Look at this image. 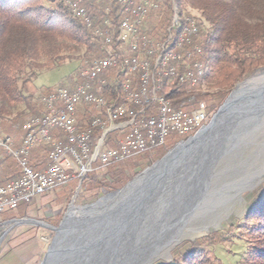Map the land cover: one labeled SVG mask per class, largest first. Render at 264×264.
Returning a JSON list of instances; mask_svg holds the SVG:
<instances>
[{"label":"rangeland","instance_id":"1","mask_svg":"<svg viewBox=\"0 0 264 264\" xmlns=\"http://www.w3.org/2000/svg\"><path fill=\"white\" fill-rule=\"evenodd\" d=\"M164 1L160 0L159 10L151 12L142 27V31L154 43L164 40L172 25L166 29L167 22L170 20L172 23L174 15L178 17L179 11L183 12L184 17L188 16L196 21L202 19L201 13L186 0H181L179 8L176 0H167L166 4ZM162 15L167 20L164 23ZM204 25L208 27L206 23ZM123 53L126 54V48ZM87 55L83 45L60 46V63L52 69L42 68L32 80L33 86L41 96L67 86V81L74 83L75 79L76 87L80 81V72L92 62V57L88 58ZM140 57L145 58L143 55ZM45 61V57L39 60L40 63ZM71 82L68 83L71 85ZM259 87H264V68L239 82L223 104L235 92L241 95ZM72 89L74 87L69 90ZM196 91L201 94L215 92L206 82ZM206 104L209 107L207 102ZM26 113L24 105L18 104L8 107L5 117L11 120L16 115ZM76 114L80 115L79 128L88 124L89 116H101L99 110L83 105L77 107ZM247 123L236 128L230 137L226 134V139L216 141L212 147H208L207 151L211 153L208 161H199L198 157L189 156L185 151L182 153L186 157L183 163L177 164L175 161L176 164L172 163L164 174L160 173L154 178L152 175L147 176L143 179L147 181L145 185L143 181H138L140 177L143 178L187 140H178L177 136L172 135L167 140L169 143V139H173L172 145L167 143L165 147L130 158L127 162L98 169L81 185L76 181L70 182L35 197L31 204L20 203L18 209L1 213L3 226L0 227V254L12 241L13 252L18 255L20 263L24 261L28 264H41L55 237L53 229L59 228L67 218L70 208L84 209L104 200V208H111V211H122L123 208L119 207L124 202L126 207L132 202L136 206H139V202L142 204L141 208L137 207L130 212L126 210L124 241L129 243L126 244L129 246L128 253L133 252L131 257L126 254V264H169L179 252L187 248L188 243L216 237L215 234L225 230L226 226H231L230 230L223 231V237L218 235L219 238H216L225 243L208 246L207 249L213 250L223 264H254L258 247L256 230L259 226V207L264 202V193L259 192L264 186V113ZM1 128L3 130V126ZM116 131L114 139L119 143L127 129L126 132ZM9 132L5 135L11 137L15 143L22 140L20 130L11 128ZM3 155L6 156L0 152V158L7 159ZM111 175L120 176L122 183L112 185ZM132 183L134 188H130ZM119 193L124 195L119 196ZM248 195L255 196L254 204H249L251 200ZM75 214L79 216L80 212ZM179 219L182 221L179 228L169 227L168 223ZM167 227L171 231L180 230L179 235L172 243L161 247V239L166 237L169 240L171 237V231L168 232ZM11 237L13 239L10 240ZM27 247L34 250L33 256L28 255Z\"/></svg>","mask_w":264,"mask_h":264},{"label":"built area","instance_id":"2","mask_svg":"<svg viewBox=\"0 0 264 264\" xmlns=\"http://www.w3.org/2000/svg\"><path fill=\"white\" fill-rule=\"evenodd\" d=\"M87 1L66 0L64 4L100 41L103 56L80 72V81L74 89L57 88L42 96L43 114L26 122L19 143L4 135L0 127V150L17 163L20 171L16 179L0 186V214L18 209L20 203L31 204L35 197L70 182L81 185L93 170L165 147L172 135L190 138L211 118L204 102L192 110H184L174 108L168 99L171 81L176 87L195 90L200 72L199 60L193 58H198V50H201L193 44L198 32L195 19L186 17V32L179 39H172V31L178 24L172 19L165 40L154 43L143 33L142 27L148 15L158 9L160 0H117L126 17L115 35L93 26L84 6ZM105 25L110 27V22L106 21ZM124 48L126 54H123ZM150 57L154 58L153 66ZM188 60L191 64L183 65ZM181 66L184 69L178 74ZM109 69H116L124 77L120 82L123 103L118 99L108 101L93 91L98 77ZM136 73L139 88L132 90L129 76ZM165 80L170 83H164ZM80 105L94 107L101 116L93 117L85 127L78 128L74 118ZM131 106L139 110H132ZM152 106L155 113L144 119L146 110H151ZM53 129L65 135L64 141L51 136ZM96 129L101 130V135L93 144ZM126 129L116 147H104L109 132ZM41 144L49 146L47 158L40 168L33 169L29 156ZM96 161L97 168L94 167Z\"/></svg>","mask_w":264,"mask_h":264},{"label":"trees","instance_id":"3","mask_svg":"<svg viewBox=\"0 0 264 264\" xmlns=\"http://www.w3.org/2000/svg\"><path fill=\"white\" fill-rule=\"evenodd\" d=\"M65 1L0 0V126H3L4 135H8L10 129L15 128L20 130L24 136L26 122L32 117L43 114L42 96L33 86L32 80L36 78L42 68L52 69L58 62L60 63L61 58L58 57L60 46L64 44L83 45L88 58L92 57L91 61L103 56L100 41L91 34L81 20L71 14L64 4ZM166 1L163 3L166 4ZM186 1L199 11L202 17L201 20L196 21L198 32L193 38V44L200 47L201 55L193 59L203 63L206 72L204 83L206 82V85L208 84L210 89H214L215 92L201 94L196 91L197 89L190 90L185 86L176 87L173 81L170 83L165 80L164 83H170L171 92L168 99L174 108L192 110L199 103L206 104L207 102L209 104V107L206 104L208 112L213 115V112L219 109L239 82L264 68V0ZM176 4L179 8L181 0H176ZM84 6L93 26L107 30L113 35L126 17L117 0H88ZM178 13V24L172 31L175 38L186 18L182 11ZM161 17L162 23L167 21L165 15ZM106 21L110 22V27H106ZM205 23L208 27L204 25ZM170 25L171 21L169 20L165 28H169ZM166 36L167 33L164 37L166 38ZM43 57L46 58V61L40 63L39 60ZM153 61L154 58L150 57L152 66ZM190 64L191 60H188L183 65ZM183 67L179 68L178 74L183 71ZM123 79L124 77L116 69H109L98 77L93 91L108 100L118 99L123 103L120 90V82ZM129 79L131 89H138L139 74H133L129 76ZM75 80H73L74 83L67 81L68 85L63 88H75ZM68 82H71V85ZM18 104H23L27 113L16 115L13 119L7 120L5 115L8 107ZM131 109L139 110L136 106H131ZM154 111L155 106H152L151 110H146L143 118H147ZM91 119L92 117L89 116L87 123ZM74 120L75 125L79 128V120L76 118ZM50 134L54 139L64 141L65 135L61 131L53 129ZM116 134L117 131H113L105 136V148L117 146L118 143L114 139ZM100 135L101 130L96 129L92 137L93 144L96 143ZM178 138V140L188 139V137ZM171 141L173 139H169V143H167L172 145ZM48 151L49 146L45 144L38 145L31 151L29 162L33 169H38L45 164ZM0 152L3 151L0 150ZM5 155L3 156L7 159L0 158V186L16 179L20 174L17 163L10 156ZM123 162L110 166H116ZM98 166L99 163L96 161L94 167ZM94 171L88 174L86 179L94 174ZM110 177H112L110 182L112 185L122 183L120 176L111 175ZM259 192L264 193V186L260 188ZM248 196L251 200L249 204H254L255 196ZM259 210V226L256 230L258 247L254 255V264H264V202ZM230 228L231 226H226V229L218 235L223 237V231H228ZM215 235L216 237L201 239L197 243H188L187 248L183 252H179L169 264H223L213 250L207 249L208 246L225 243L216 239L218 235Z\"/></svg>","mask_w":264,"mask_h":264},{"label":"water","instance_id":"4","mask_svg":"<svg viewBox=\"0 0 264 264\" xmlns=\"http://www.w3.org/2000/svg\"><path fill=\"white\" fill-rule=\"evenodd\" d=\"M232 95L213 115L206 126L188 138L186 143H182L187 147L185 151L187 154L189 153V156L198 157L199 161L200 159L208 161V157H211V153L207 151L208 147H212L216 141L226 139V134L230 137L236 128L248 124L247 122L264 113V87H259L247 91L245 94L249 96L247 99H236L233 112L229 113L223 121L217 122L216 119L221 109ZM238 101L240 102L238 103ZM182 153L173 161V164L175 161L177 164L185 161L186 157L184 158ZM179 167L181 168V166ZM167 169L160 173L164 174ZM143 184H147V181H143ZM140 203L139 206H136L132 202L126 207V202H124L119 207L123 208L122 211H111V208H103L99 211H81L80 215L74 219L67 220L65 218L59 228L53 229L55 237L41 264H126V254H128L129 248L127 246L129 243L125 242L126 210L130 212L137 207L141 208L142 204ZM95 205L97 204L86 208ZM131 256L130 253L129 257Z\"/></svg>","mask_w":264,"mask_h":264},{"label":"bare ground","instance_id":"5","mask_svg":"<svg viewBox=\"0 0 264 264\" xmlns=\"http://www.w3.org/2000/svg\"><path fill=\"white\" fill-rule=\"evenodd\" d=\"M174 21H177V15H174ZM190 19H193V18H191L190 17ZM86 26V25H85ZM87 28V27H86ZM184 32H186V18H185V23H184V25L181 27V30H180V32H179V34L177 35V37L175 38L174 37V35H173V33H172V39H179V37H181V34H183ZM176 36V35H175ZM201 55V50H198V57ZM199 72L200 73H198V76H197V78H196V86H195V89H198L200 86H201V84L204 82V78H205V74H206V72H205V69H204V65H203V63L202 62H200L199 61ZM247 92H245V93H243V94H241V95H239V94H236V92L232 95V97L229 99V101L227 102V104L221 109V111H220V113H219V115H218V118L216 119L217 120V122H220V121H223L224 119H225V117L229 114V113H231V112H233V110H234V105L236 104V103H234L235 102V100L236 99H239V98H245V99H247V96L248 95H245ZM249 97V96H248ZM240 101H238V103H239ZM240 105V104H239ZM216 122V123H217ZM186 148L187 147H185V145H181V146H178L170 155H168V157L163 161V162H161V163H159L158 165H156L153 169H151L150 171H148L144 176H143V178H141L140 177V180H138L139 182L140 181H143V179H145L147 176H150V175H152L151 177H154L155 175H157V174H159L160 172H162V171H164L165 169H167L172 163H173V161L174 160H176V158L183 152V151H185L186 150ZM136 182V181H135ZM134 182V183H135ZM134 183H132V185L130 186V188L131 187H133L134 188ZM143 183V182H142ZM140 187V186H139ZM126 194V193H125ZM123 195H124V193H123ZM121 193H119V196H123ZM103 202H104V200L102 201V202H100V203H98L97 205H95L94 207H91V208H86V209H84V210H82V209H79V208H75V207H73L72 209L70 208V211H69V214H68V216H67V220H69V219H74L75 217H77V216H75L76 214L75 213H79V212H81V211H90V210H96V211H99V210H102L103 208H104V205H103ZM181 220H176L175 222H172V223H170V224H168L169 225V227H171V228H173L174 227V229H176V228H179V226H180V224H181ZM169 227H167V230H168V232H170L171 230V228L170 229H168ZM175 230H172L171 232H170V239L168 240V239H166V237H163V239H161L162 240V243L163 244H161V247L162 246H164V245H169V243H172L173 242V240L175 239V238H178V235H179V231L180 230H176L175 232H174ZM159 247V246H158ZM131 253H133V252H131ZM128 256L130 255V253H128L127 254ZM144 263V262H143Z\"/></svg>","mask_w":264,"mask_h":264},{"label":"crops","instance_id":"6","mask_svg":"<svg viewBox=\"0 0 264 264\" xmlns=\"http://www.w3.org/2000/svg\"><path fill=\"white\" fill-rule=\"evenodd\" d=\"M79 117H80V115L78 116L77 114H75V118L77 120L80 119ZM1 220H2V218H1ZM1 220H0V227L3 226V224L1 223ZM11 239H13V238L11 237L10 240ZM9 244L10 245L7 246L6 249L1 250V254H0V264H28V263H26L24 261H22V263H20L21 260H19L18 255H16V253L13 252V246H14L13 242L10 241ZM26 251H27L28 255L31 254L30 256H33L32 254H33V251L34 250H32L31 248H28L27 247V250Z\"/></svg>","mask_w":264,"mask_h":264}]
</instances>
